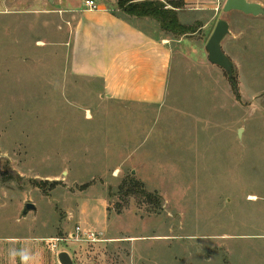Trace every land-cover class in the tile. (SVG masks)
Returning a JSON list of instances; mask_svg holds the SVG:
<instances>
[{"label": "rangeland", "instance_id": "rangeland-1", "mask_svg": "<svg viewBox=\"0 0 264 264\" xmlns=\"http://www.w3.org/2000/svg\"><path fill=\"white\" fill-rule=\"evenodd\" d=\"M224 2H184L194 31L164 32V96L142 103L73 71L65 9L85 0H6L21 11L0 12V236L57 255L46 238L98 232L59 243L73 264H264V14ZM219 19L235 85L207 57Z\"/></svg>", "mask_w": 264, "mask_h": 264}, {"label": "crops", "instance_id": "crops-1", "mask_svg": "<svg viewBox=\"0 0 264 264\" xmlns=\"http://www.w3.org/2000/svg\"><path fill=\"white\" fill-rule=\"evenodd\" d=\"M11 1L13 4L21 2ZM29 1L42 3L44 0ZM58 1L62 4L74 2ZM96 1L99 4L96 10L79 5L65 9L66 21L72 28L73 71L101 79L104 94L108 98L142 103L159 102L165 92L171 44L166 31L154 19L126 15L117 8V0ZM249 1L264 6V0ZM184 2L188 9L206 11L217 10L221 0ZM4 3L6 0H0L1 13L21 11ZM35 239L31 236H0V264H61L57 255H45L40 248L38 250Z\"/></svg>", "mask_w": 264, "mask_h": 264}, {"label": "water", "instance_id": "water-1", "mask_svg": "<svg viewBox=\"0 0 264 264\" xmlns=\"http://www.w3.org/2000/svg\"><path fill=\"white\" fill-rule=\"evenodd\" d=\"M222 10L224 12L238 10L251 15L264 14V6L258 2L249 0H225ZM229 33L230 28L228 21L219 19L206 42L205 48L208 60L223 68L228 74L231 83L235 85V81L233 80L234 63L222 47V40ZM238 132L240 134L241 129H239ZM31 210L36 211V206L32 202H26L21 211V216L25 217ZM57 257L61 264H73L70 254L65 250L58 252Z\"/></svg>", "mask_w": 264, "mask_h": 264}, {"label": "trees", "instance_id": "trees-1", "mask_svg": "<svg viewBox=\"0 0 264 264\" xmlns=\"http://www.w3.org/2000/svg\"><path fill=\"white\" fill-rule=\"evenodd\" d=\"M117 8L129 16L148 17L158 22L160 28L179 37L193 32L190 25L179 20L178 10L184 6V0H117ZM149 201L154 198L144 194Z\"/></svg>", "mask_w": 264, "mask_h": 264}, {"label": "built area", "instance_id": "built-area-1", "mask_svg": "<svg viewBox=\"0 0 264 264\" xmlns=\"http://www.w3.org/2000/svg\"><path fill=\"white\" fill-rule=\"evenodd\" d=\"M85 5L88 10H96L99 7V4L96 0H85ZM69 240H87V241H99L98 232L92 230H87L80 225H77L73 232L69 233L65 237H50L46 238V243L49 249L54 252H59V243L61 241Z\"/></svg>", "mask_w": 264, "mask_h": 264}]
</instances>
